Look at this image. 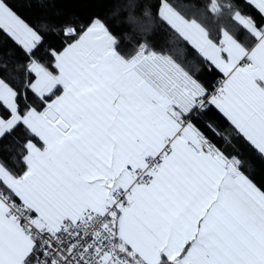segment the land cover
Returning a JSON list of instances; mask_svg holds the SVG:
<instances>
[{
	"label": "snow or ice",
	"instance_id": "6c2138e0",
	"mask_svg": "<svg viewBox=\"0 0 264 264\" xmlns=\"http://www.w3.org/2000/svg\"><path fill=\"white\" fill-rule=\"evenodd\" d=\"M0 264H264V0H0Z\"/></svg>",
	"mask_w": 264,
	"mask_h": 264
}]
</instances>
